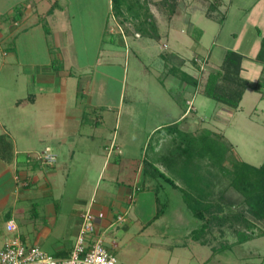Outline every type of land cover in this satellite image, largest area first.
I'll use <instances>...</instances> for the list:
<instances>
[{"label": "rangeland", "instance_id": "374dc122", "mask_svg": "<svg viewBox=\"0 0 264 264\" xmlns=\"http://www.w3.org/2000/svg\"><path fill=\"white\" fill-rule=\"evenodd\" d=\"M70 1L69 11L75 15L70 18L71 23L64 22L68 30L60 27L61 33L68 32V45L62 49L51 48L49 51L53 41L50 34L45 32V36L42 30L31 35L21 34V31L10 33V17L0 15V21L6 24V29L0 32V124L7 125L17 141L18 178L24 172L26 158L30 157L32 163L38 162L43 154L28 155L23 150L29 147L38 152L45 150L50 143H47L49 138L42 126L54 125L59 110L65 111H62L65 117L57 121L53 130H61L62 137L67 134L70 142L74 141L61 149H54L60 156L59 162H64L70 172L68 176L61 175L52 194L36 193L35 185H32L33 198L15 202L18 197L13 189L15 184L10 180L12 172L0 163V246L12 238L6 230V223L13 218L28 245H38L53 256H62L56 253V246L76 243L79 215L84 208L79 199L89 203L93 196L110 191L114 186H134V203L126 222H115L113 227L102 230L104 235L101 233L117 264H264V237L260 236L264 231L262 221L249 217L254 225L252 229H247L243 223L226 221L210 228L200 242L196 241L193 232L201 227L202 222L193 217L180 193L170 187L159 193L143 189L142 168L138 172L145 161H152L172 176L158 160L168 155L175 137L168 130L157 135L153 130L178 118L187 109L191 110L193 105L198 114L190 115L184 130L194 134L209 130L223 135L232 150L227 168L231 169V158L257 167L264 163V101H261L264 91L255 90L256 87L262 90L264 66L253 57L260 48L258 37L264 38V0H233L232 14L223 27L209 22L203 12H197L195 24L205 32L203 46L194 40V27L175 20L176 36L184 43L163 39L161 43L167 42L169 48H164L158 40L145 37L136 40V29L129 23L126 29L130 34L126 39L124 29L117 26L112 0L110 5L109 0ZM155 1L160 3L161 0ZM224 1L228 7L231 5L232 0ZM153 9L161 22V33L169 30L166 11L159 7ZM45 29L50 31L51 26ZM181 29L184 34L180 33ZM16 36L19 37L16 39ZM244 47L248 54L245 59L249 69L247 77L253 88L248 90L239 111L217 103L199 91L194 97L193 87L188 91L185 86L181 87L184 73L180 70L178 56L187 61L189 71L194 60L200 58L201 61L197 62L202 66L204 76L201 83L205 87L210 73L208 67L219 66L227 48L244 50ZM62 50L74 75L67 81L53 80L55 86L60 83L62 91L65 89L58 103L63 106L39 94L40 89L52 85L44 87L38 75L28 73L32 66L36 68V74L38 68L47 69L48 65L43 64H48V56L59 59ZM174 50L179 55L173 54V60L170 54ZM211 50L213 55L207 66L203 61ZM62 64L57 61L49 65L50 72L60 73ZM170 68H176L178 75ZM190 82L186 81V84L191 85ZM31 98L36 99L34 104L29 103ZM80 131L86 133L83 139L78 137ZM1 133L4 131L0 128ZM40 137L43 143L39 142ZM112 143L120 147L123 155L118 157L117 150H112L111 159L102 171L108 154L105 148L111 150ZM154 149H157L155 153ZM70 151L75 152V159H62ZM41 169L45 175L48 168L37 166L35 171ZM174 180L185 188L181 180ZM215 182L216 191L228 185L221 174ZM22 194L19 196L24 198ZM4 200L5 204H2ZM14 204L18 212L13 216L10 212ZM48 205L53 210L49 211ZM162 210L163 215L157 217ZM32 215L36 221L29 219ZM52 218L54 223H51ZM136 219H139V225L134 222ZM42 226L50 230V235L39 240L37 229ZM242 233L252 236V240L238 243Z\"/></svg>", "mask_w": 264, "mask_h": 264}, {"label": "trees", "instance_id": "16d2710c", "mask_svg": "<svg viewBox=\"0 0 264 264\" xmlns=\"http://www.w3.org/2000/svg\"><path fill=\"white\" fill-rule=\"evenodd\" d=\"M149 0H112L115 17L121 24L133 25L136 32L143 37L159 40V34L153 15L150 13ZM221 0L210 2L207 17L219 24L224 22V15L219 12ZM159 8L166 11L169 19L177 12L178 0H161ZM244 57L228 51L219 71L210 73L204 87V95L217 103L238 110L245 92L251 88L248 80L242 77ZM257 60L264 64V38ZM171 72L178 75L176 68ZM183 81L197 86V81L183 74ZM175 138L173 148L168 155L160 158V162L172 175L162 172L154 162L145 161L143 176L154 182L156 193L168 191L167 187L180 193L184 205L193 217L199 220L201 227L193 232V238L201 241L202 236L210 228L221 226L226 221L243 223L247 229L254 228L249 217L264 223V163L257 167L245 161L230 160L231 169L226 167L232 152L225 137L206 130L194 134L181 130L177 125L167 128ZM12 144L7 137L0 136V159L11 161ZM220 173L227 179L228 185L216 191V179ZM216 171V172H215ZM177 178L185 184L182 188L176 184ZM236 210H240L239 213ZM158 214L157 217L163 215ZM226 214V215H223ZM220 215H223L220 217ZM264 237V231L260 234ZM252 240V236L240 234L239 242L244 244ZM205 244V242H201Z\"/></svg>", "mask_w": 264, "mask_h": 264}, {"label": "crops", "instance_id": "0c3cea01", "mask_svg": "<svg viewBox=\"0 0 264 264\" xmlns=\"http://www.w3.org/2000/svg\"><path fill=\"white\" fill-rule=\"evenodd\" d=\"M4 1H5V4L2 3ZM62 1H64L63 3L65 5L62 3ZM149 1H150L149 2L150 13L153 15L155 25H156V28L158 31L157 33L159 34V37H160V39L158 40L159 43H161V41L163 39H166V38L168 39V41L172 40V41H176L177 43L182 42V38L176 36L178 34V31L177 30L175 31L173 28V26H175V24H176L175 20L178 19V21L186 22L195 28V29L193 28L195 30L193 33L194 34L193 37L195 38L194 40H195L196 44H198L199 46H203L202 45V38H203L205 32L203 29L201 30L200 28H198L195 24L196 13L200 12V11H201V13L203 12V14L205 15V17L207 18V20L209 22H213L215 24H218L220 27H223L225 25L226 21L228 20L230 14H232L230 10H231L232 5H233V0L231 1V3H230L231 5L229 7H228V4L226 1L221 0L219 12H221V14L224 15V22L222 24H219L216 21L211 20L207 17L208 6H209L210 2H212L214 0H195V2H192V0L191 1L190 0H185V1L179 0V1H181V3L179 2V6L177 9L176 15L172 19H169L168 17L166 18V20H168V22H169V30L161 33V30H160L161 22L158 21L157 15L153 9L154 7H158L157 1H155V0H149ZM70 3H71L70 0H0V15L1 16L8 15L10 17V20H11V25L9 28V31H11L10 33L21 31V34L31 35L32 32H39L40 30H42V32H44V35L46 34L45 32H48L50 34V35L48 34L50 39H52V41H53V42H50L53 45H52V47H50V46L48 47L49 51L51 48L62 49V48H66V46L68 45V43H67L68 42V40H67L68 39V34H67L68 32L65 33L66 32L65 31L64 33H61L60 27L64 30H66L67 24L66 23L64 24V22L71 23L70 18H72L75 15V13L72 15L69 11ZM108 4L110 5V0L108 1ZM3 5H4V7H3ZM236 12L237 11H235L233 14H236ZM115 19L117 20V22H116L117 26L122 27L124 29V35H125L126 39H128L127 35L130 34L129 31L126 29L128 27V23L121 24L117 18H115ZM5 26H6L5 22L0 21V32L4 31V29H6ZM47 26H51L50 31H46L45 28H47ZM180 33L184 34L185 31L183 29H181ZM195 33L196 34L198 33V34L196 35ZM11 36H12V34H11ZM19 36H16V39ZM135 38L137 40V39H142L144 37L141 36L140 34H138V32H135ZM145 38H148L150 40H156V39L149 38V37H145ZM258 40L260 43L259 44L260 48L257 50V52L255 51V53H254L255 55H253V57H255L256 60H257V56L260 52L261 43H262L263 39L261 37H258ZM125 42H126V40H125ZM182 43H184V41ZM185 43H186V41H185ZM27 44H29V43H27ZM27 44H25V45L27 46ZM161 45L164 46V48H167V47L169 48V44L167 42L161 43ZM246 49H247L246 47H244V50H238V49L229 50L227 48L225 50L221 64L219 66L217 65L214 69H211L208 67L210 73H215V72L220 70L228 51H235L244 57L243 64H242V77L249 81V79L247 77L249 74V69L245 64V59L248 57ZM173 54L175 56H178L179 52L174 50V53L170 54V57L174 60L175 58H173L174 57ZM212 55H213V50H211L208 57H205V59L203 61L205 63L207 62V66L210 62V59H212ZM48 58H49V60H48L49 62H47L48 64H43V66L48 65L47 69L38 68L37 69L38 74H36V72H35L36 68L34 66H32V67L28 68V73H31L32 75H38L40 81L43 80L41 85L44 86V84H45L44 87L52 85V86H49L48 88L40 89L41 93H39V94H42L43 97L51 98L52 103H55L57 101L56 102L57 105H61L58 103L60 102L61 96H62L63 92L65 91V89L63 88V91H62V87L59 86L60 83L56 84V86H55V83L53 84V80L67 81V80H69V78L70 79L74 78L73 71L71 70L72 67L67 66V64H69V59L67 58V56H65V52L63 50L61 51L60 56L58 57L59 59L53 58V55H49ZM178 58L180 59L179 61H181V63H179V65H180V70L182 71V73L187 74L189 77H191L192 79H195L197 81V86L193 83H190L191 85L186 84V82L184 83V81H183L181 83V87L185 86V90H187V91L190 90V87H193L194 93H195V94H193L194 97L198 93V91L203 94L204 93L203 92L204 86H202L201 81L203 80L204 73H203L201 64H199L197 62L200 60V58H197L196 61L194 60L190 71L187 68L188 67L187 61L184 59H181L180 56H178ZM57 61H60L61 63H63L59 67V69H61V72L60 73L59 72H55V73L50 72V70H49L50 66L49 65H51V64L54 65ZM262 65L264 66V64H262ZM263 73H264V70H263ZM249 83H250V81H249ZM258 85H260L259 82H258ZM53 86H54V88H53ZM250 86H251V88H253V86L251 84H250ZM58 87H59V89H58ZM251 88H249V89H251ZM261 89L262 90H259L257 87L255 88V90L257 92L261 93L262 91H264V84L261 87ZM248 90L245 92V95L247 94ZM245 95L243 97V100L245 98ZM35 97H36V95H35ZM243 100H242V102H243ZM261 101H264V98H261ZM35 102H36L35 98L29 99V103L34 104ZM242 102H241V104H242ZM241 104H240L239 109L234 110V111H239L241 109ZM61 106H63V105H61ZM62 111H64V110H59L58 115H57L58 119L56 120L54 125L49 124L46 126L45 125L42 126L43 128L45 127V129H44L45 133H46V135H48L47 138H49L47 143H50V144H47V146L45 147V150L43 152H38V151H36L30 147L26 150H23V151L27 152L28 155H31L32 153L33 154L38 153V155H39V154L44 153L46 151V149L50 148L53 151V153L57 156V162L54 165H44L45 166L44 167L41 164V162H39V161L38 162L34 161L32 163L33 160H31V158L28 157L25 159L27 161V163L25 164L24 172L20 173L21 178H18L17 170H16L18 168L16 166V156H15V154L18 152V147H16L17 141L15 138L12 137L11 133L9 132V129L7 128V125L0 124V128L4 131V133H1L0 136H2V135L6 136L7 140L11 144L12 143H13V145L15 144L14 146L12 145L13 149H12V153H11V155H12L11 161H5V160L0 159V163L4 166V169L8 168L12 172V174L10 176V180L13 181V183L15 184V187L13 189L16 190L14 193L18 197V199L16 198L17 201H15V202L19 203L21 199H25V200L26 199L30 200V198L32 199L33 194L30 191L32 185H35L34 191H36V193H38V191H41L43 194H46V195L49 194L50 192L52 194V188H54V186H58V183L60 182L61 175L63 177H65L64 174L66 176L69 175L70 171L67 169L68 166H65L64 162H61V163L59 162L60 156L55 151L56 149H61V147L63 145L69 143L71 140L69 138L70 135H67V134L64 135L63 134V137H62L61 132H60L61 130L60 131L59 130H57V131L53 130L54 128H56L55 126L58 125V124H56L57 121L61 120L62 117H65L63 115V113L65 111L63 113H62ZM192 113H194L195 115L198 114V111L194 108V105H193L191 110L187 109L185 111V113H182L178 118L171 119V122H168L167 124H163V125L160 124L159 126L155 127L153 130L154 135L161 134V133H163L164 130H167V128H171L175 125L176 126L178 125L181 130H184V126L185 125L187 126L189 124L188 120H189V117ZM0 122H1V120H0ZM81 123H82L81 127H83V124H84L83 121ZM60 126H61L60 128L62 129V127L65 125L63 124V126L62 125H60ZM84 126H86V124ZM85 134L86 133H83L82 131H80V132H78V137L83 139V137H85ZM39 140H40L39 142L43 143L42 137H40ZM160 142H158L157 146L159 145ZM70 143H74V141L72 140ZM105 149L108 150V152H107L108 154H107V159L105 161V164L102 168V171L105 169L109 159H111V156H112L111 151L112 150L113 151L117 150L118 157H121L123 155L120 147H118L117 145H115L113 143L111 145V150H109L108 148H105ZM156 151H157V149L156 150L154 149L153 152L155 153ZM25 152H21V154L23 155V154H25ZM63 156L64 157H62V159L65 158V159H69V160L73 161L75 159V152L70 151L69 155H63ZM155 165L157 166V164H155ZM37 166L41 167V168H48V169H46L47 171H46L45 175L43 174L44 169L35 171V168ZM119 168H121V164L119 165ZM141 168H142L141 173L143 174L144 166H139L138 172L141 170ZM117 172H119V170H117ZM1 181H3V180H1ZM26 184H28V185H26ZM142 186H143V189L148 188V189H151L153 191L155 189L154 182L148 177L143 178ZM130 187L131 188H127L124 186L121 187V186L117 185V186L112 187L110 189V191H101L100 194H98L96 197L93 196L89 203H87V201H85V200L79 199L78 202L84 204V208L79 215L78 232L80 229V225L82 223V216L86 211H91L97 217L100 214H103L102 218L97 219V227H98V232L100 235H101V233H102V235H104L103 234L104 232L102 230L109 229V228L113 227L115 225V222H117L118 217H124L125 221L123 223H125L126 217L129 214H131V212H132V204L134 203L133 193L135 191V188H134V186H133V188H132V186H130ZM138 189H139V187H138ZM131 192H132V194H131ZM19 194H22V197H24V198H21L19 196ZM27 196H29V197H27ZM2 204H5V200ZM48 210L49 211L53 210V207L52 206L50 207L48 205ZM17 212H18V210H17V207H15V204L12 205L10 214H12L14 216V215H17ZM54 214H55V211H54ZM24 216H26V215H24ZM27 216H28V214H27ZM29 219L36 221L35 216H33V215H32V217H29ZM9 220L15 221V219H13V218H10ZM54 222H55V219L52 218L51 223H54ZM134 222L137 225L140 224L139 219L134 220ZM19 228H20V226H19ZM37 231H38L37 233H38V239L39 240L45 239L50 235V230L48 228H46L45 226L40 227L39 229H37ZM22 237H23V240L27 243V238L25 236H22ZM0 239H1V237H0ZM1 246L3 248L5 246V243H3V245L1 243ZM73 247H74V243H66L63 246H56L55 250H56L57 254L62 255L59 257H67L70 255Z\"/></svg>", "mask_w": 264, "mask_h": 264}, {"label": "built area", "instance_id": "2783aa9c", "mask_svg": "<svg viewBox=\"0 0 264 264\" xmlns=\"http://www.w3.org/2000/svg\"><path fill=\"white\" fill-rule=\"evenodd\" d=\"M38 160L45 165H54L57 156L48 148ZM102 217L103 214L97 217L91 211L83 214L76 243L67 257L53 256L38 245H28L23 240L18 224L9 220L6 230L12 238L0 251V264H117L116 257L106 247L98 232L97 219ZM124 221V217L117 219L118 223Z\"/></svg>", "mask_w": 264, "mask_h": 264}]
</instances>
